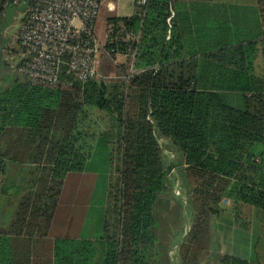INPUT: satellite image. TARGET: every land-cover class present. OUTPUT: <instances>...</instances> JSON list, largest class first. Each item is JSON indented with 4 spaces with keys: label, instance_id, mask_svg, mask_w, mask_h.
<instances>
[{
    "label": "trees",
    "instance_id": "16d2710c",
    "mask_svg": "<svg viewBox=\"0 0 264 264\" xmlns=\"http://www.w3.org/2000/svg\"><path fill=\"white\" fill-rule=\"evenodd\" d=\"M5 2L0 194L16 186L19 201L0 226V264H258L220 252L213 222L224 199L264 210V30L230 26L211 14L212 0L136 2L133 16L108 22L110 57L128 56L119 77L97 66L83 81L64 64L58 83L35 84L18 72L23 58L14 71L3 54L7 22L28 5ZM89 110L106 129L87 124ZM67 184L80 198L92 190V215L103 216L96 240L50 235Z\"/></svg>",
    "mask_w": 264,
    "mask_h": 264
},
{
    "label": "built area",
    "instance_id": "2783aa9c",
    "mask_svg": "<svg viewBox=\"0 0 264 264\" xmlns=\"http://www.w3.org/2000/svg\"><path fill=\"white\" fill-rule=\"evenodd\" d=\"M146 1L136 0L138 4ZM11 4L28 5L21 35L20 74L35 84L55 85L65 64L79 80L97 76V60L104 45L95 26L102 0H6L5 8ZM111 32L108 29L105 43ZM132 36L127 33L123 37Z\"/></svg>",
    "mask_w": 264,
    "mask_h": 264
},
{
    "label": "crops",
    "instance_id": "0c3cea01",
    "mask_svg": "<svg viewBox=\"0 0 264 264\" xmlns=\"http://www.w3.org/2000/svg\"><path fill=\"white\" fill-rule=\"evenodd\" d=\"M259 0H212V5H210L211 14L215 17L220 18L226 21L230 26L235 28L244 29L254 33H259L264 30V25L261 19V12L259 8ZM194 3L195 10L204 13V4L196 5ZM136 8V0H102L101 9L99 12L98 19L95 26V34L103 44H105L106 34L109 29V19L113 17L117 18H129L134 15ZM206 8V10H207ZM25 12V11H24ZM172 17L169 19L171 20ZM170 22V21H169ZM261 56V54H260ZM263 56V55H262ZM263 62L259 64L261 68ZM97 66L98 60H97ZM259 68V69H260ZM72 186V185H71ZM75 185L72 186L74 188ZM5 187V185H2ZM105 195H103L104 197ZM63 199V198H62ZM106 201L107 199H102V196L98 201ZM82 198L77 197L74 192L67 194L66 202H60V209L57 212V216L62 210L61 217L64 218V223L57 222L58 217H55L53 225L51 226L50 235L53 237H70V238H85L96 240L102 235L103 229V216L102 213L98 219L96 216H91L90 221L83 220L82 212L86 215L91 211L93 207V202H96V199H91L88 203L90 205V210L86 205H81L80 202ZM105 210L101 212L105 213ZM102 204V203H101ZM74 205V207H72ZM100 206V204H99ZM101 208V207H100ZM259 208L251 207L248 205H238L235 203V200L224 199L220 204V210L217 214V240L219 244V250L222 253H227L245 260L254 261L258 264H263L259 258L253 257L252 251L253 242L249 231L254 226V236L257 234L260 242L264 236V221L257 220V215L259 213ZM261 210V209H260ZM93 211V210H92ZM224 213L229 214L232 219L228 216L229 219L223 220L222 217ZM236 213H241L249 218H254L251 228L247 225L246 229L239 228L237 219L234 217ZM92 214V213H91ZM97 213L95 212V215ZM223 214V215H222ZM94 218V221L93 219ZM96 219V220H95ZM82 220V221H80ZM228 221L229 225L225 222ZM82 222V223H80ZM62 225L58 227L59 225ZM220 226V227H219ZM227 238V239H226Z\"/></svg>",
    "mask_w": 264,
    "mask_h": 264
},
{
    "label": "rangeland",
    "instance_id": "374dc122",
    "mask_svg": "<svg viewBox=\"0 0 264 264\" xmlns=\"http://www.w3.org/2000/svg\"><path fill=\"white\" fill-rule=\"evenodd\" d=\"M25 20H26V13L25 12L17 13V15L14 17V19H11L9 21V23L7 22V24H6L7 29L4 31V34H3V39L7 41V45L5 44L3 54H4L5 58L11 64L14 71H15V68L18 66V64L22 61V58H23V50L21 48V46H22L21 45V35H22L23 29L25 27ZM109 29H111V31H112V28H109ZM137 38H138V36H132L130 38H125V41H128L130 39L131 40L137 39ZM103 45L104 46L100 50L99 56H98L99 68L104 73V75L107 79H115V78L119 77V67L118 66L122 65V64L123 65L126 64L128 56L119 53L116 56V58L112 59L110 57L111 55L109 54V51H107L108 49L106 48L105 44H103ZM127 55H129V54H127ZM135 56H136V53L131 52V57L133 60L132 64H131L132 67L135 64V61H134ZM261 62H263V56L262 55L259 56L258 61H257V65H259ZM20 78L24 79V77H20ZM103 115L100 118V117L96 116L95 114H93V112H91L90 110L87 111V116H88V123L87 124H90L92 122L93 125L95 126L94 123H98V125H99L98 127L106 129L107 125H108V123H107L108 119L106 116H103ZM90 119H92L93 121H90ZM116 147H117V145H116ZM177 155H178V158H180V154L177 153ZM171 158L173 159V155L172 156L169 155V159H171ZM114 163L115 164L113 166V171H111V180L115 182L117 180V176H118L117 171H116L117 161L115 160ZM174 169L175 168L172 167V170H174ZM11 180H13V186L19 185L20 183L23 182V179L20 177V175L18 177L14 176V179H11ZM69 185L70 184H67L66 191L63 195L62 203L66 202L67 194L73 192L72 189L70 188L71 186H69ZM12 188H13L12 189V194H13L12 196H7L6 194H3L2 193L3 187L1 188V194H0V226H3V227L8 226L10 224V222L12 221L14 213H15L16 208H17L18 201H19L18 196H15L16 186L12 187ZM90 190L91 189L89 187H86V188H81V192H80V196L83 197L82 201L80 202L81 203L80 206L82 204L86 205L87 206L86 211L88 210V208L90 210L91 206L88 205V203L91 201V199L94 196L92 190L91 191ZM96 196H98V193L96 194ZM110 202H112V200H111V198L109 200V197H108V201H107L108 209H112ZM72 207H74V205H72ZM179 211L183 212V208L180 209ZM258 211H259V213L256 217L257 220H259V221L263 220L264 221V210L258 209ZM166 212L168 214L171 213V211H167L166 208H164L163 209V215H165ZM91 213H93L92 209L87 215H86V213L82 212V217H80V218H82L83 220H86V221H90L91 216H92ZM167 213H166V215H167ZM61 215H62V210H60V212L57 216L58 217L57 222L64 223V218H62ZM180 215H182V214L180 213ZM191 215H192V212L190 210L185 215V218L187 220H190ZM109 216H110V220L112 223L114 221L115 215L111 214ZM228 216L230 217V219H232L231 216L229 214H226V213H224L222 219L223 220H225V218L229 219ZM234 217L238 221V224H239L238 227L244 228V229H246L247 225H249V228H251L252 222L255 218V217H253L251 219V218H249L250 216H247V215H244L241 213H236V215ZM217 220L218 219L216 216L215 220L213 222V224H214L213 230L215 229L214 231H216V229L218 227L217 224L219 222ZM225 223L227 225H229L228 221H226ZM169 225L170 224L166 220H164V218H162V226L165 229L164 231H167V229L169 228ZM60 226H62V225L60 224L58 227H60ZM253 233H254V226L249 231V234L251 235L252 242H253V248H254V251H252L253 257H255V258L258 257L259 260L264 264V236H263V239L260 242H258L259 241L258 235L256 234L254 236ZM163 236L165 237V240H167V236L165 234ZM178 239H179L178 234H174L172 240L177 241ZM207 263L213 264L211 261H209Z\"/></svg>",
    "mask_w": 264,
    "mask_h": 264
}]
</instances>
